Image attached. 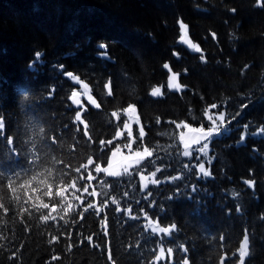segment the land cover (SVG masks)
I'll return each instance as SVG.
<instances>
[{
	"label": "trees",
	"instance_id": "obj_1",
	"mask_svg": "<svg viewBox=\"0 0 264 264\" xmlns=\"http://www.w3.org/2000/svg\"><path fill=\"white\" fill-rule=\"evenodd\" d=\"M260 129L256 0H0V264H264Z\"/></svg>",
	"mask_w": 264,
	"mask_h": 264
},
{
	"label": "rangeland",
	"instance_id": "obj_2",
	"mask_svg": "<svg viewBox=\"0 0 264 264\" xmlns=\"http://www.w3.org/2000/svg\"><path fill=\"white\" fill-rule=\"evenodd\" d=\"M168 71V70H167ZM172 73L168 71V75H167V82L166 85L168 84V77L171 75ZM75 85L77 86L78 90H75L74 92L77 93V97H76V101L79 102V104L81 103L82 100V96H85L86 101L91 105L94 106V100L92 99V97L88 94L87 89L85 88V86L80 83L79 81H74ZM177 82V79H176ZM171 83L174 84V78L171 81ZM168 88V87H167ZM160 89L159 88H155L152 92H155V95H157L159 93ZM151 92V93H152ZM127 116H128V123L124 126L125 130H128L129 125L131 123L134 122V120L136 119V114H135V110L133 109V107H131L130 109L127 110ZM257 135H264V133L262 132H257ZM182 137L184 139L185 142H187V144H191L192 142H196L199 140V134L197 133H191V132H185L182 134ZM140 161V158H138L136 155L133 154H125V155H119V154H114V155H110L107 165L104 168V171L107 172V174L109 175H116L118 173V166L117 163H125L128 165H133L136 164L137 162ZM245 248H246V242L243 241L241 243L240 246V258L238 261V264H242V255L245 253Z\"/></svg>",
	"mask_w": 264,
	"mask_h": 264
},
{
	"label": "snow or ice",
	"instance_id": "obj_3",
	"mask_svg": "<svg viewBox=\"0 0 264 264\" xmlns=\"http://www.w3.org/2000/svg\"><path fill=\"white\" fill-rule=\"evenodd\" d=\"M256 2H257V6H259V7H264V0H256ZM180 28H181V30H186V29H187V25H185L183 22H181V23H180ZM181 39H183V37H181ZM188 43H189L190 47L193 48L196 52H200V51H201V49H200V47H199L198 45L191 44L190 42H188ZM98 48H100V49H105V51L102 52V53H100V55L106 57V56H107V52H106L107 45L104 44V43H101V44L98 45ZM176 55H178V54H176ZM200 59H201V60H204V57L201 56ZM39 62H40V59H35V63H39ZM61 67H62V66H61ZM30 68H31V67H30ZM163 68H164V69H167L169 72H171V68H170V65H169L168 63H164V64H163ZM33 70H34V69H33ZM66 75H67L68 77H70V78H71L72 80H74V81H78V80H79V78H78L77 76H74L73 73H71V72H67ZM177 76H178L177 73H172V74L168 77V84H167V87H168L169 90L180 91V90L184 87V86L180 85L178 82H176ZM173 78H174V84L171 83V81L173 80ZM150 94H153V95H154L155 92H152V93H150ZM76 95H77V93H75V92L72 93V96H73V97H75ZM245 127H247V126H245ZM225 130H227V129H225ZM260 132H264V129H260ZM244 139H245V136L242 135V137H241V142H243ZM202 170H203V168H202ZM243 183H244L245 185H247L249 189H252V188L254 187V185H255V181H254V180H251V179H245V180H243ZM235 196H236V193L233 192V193H232V197L234 198ZM227 211H228L229 214H230V210H227ZM238 213H239V210H238ZM247 234H248V230L245 229V230H244V235H245L246 240H247ZM166 239H171V237H170V236L165 237V236H163V234H161L160 236H158V240H159V243H160L161 245L164 244V242H165ZM247 246H248V245H247V243H246V247H247ZM185 252H186V249H185ZM224 259H225V261L227 262V264H231V259H230V258H228V257L225 256Z\"/></svg>",
	"mask_w": 264,
	"mask_h": 264
},
{
	"label": "water",
	"instance_id": "obj_4",
	"mask_svg": "<svg viewBox=\"0 0 264 264\" xmlns=\"http://www.w3.org/2000/svg\"><path fill=\"white\" fill-rule=\"evenodd\" d=\"M181 37H183V39H181ZM180 42H181L182 44H184L188 49H192V48L190 47L189 43H188V42H190V40L188 39L186 32H182V33H181V36H180ZM190 43H191V42H190ZM191 44H192V43H191ZM76 97H77V95H76L75 97H73V96L71 95V98H70L73 107H78V106H79V102L76 101Z\"/></svg>",
	"mask_w": 264,
	"mask_h": 264
}]
</instances>
